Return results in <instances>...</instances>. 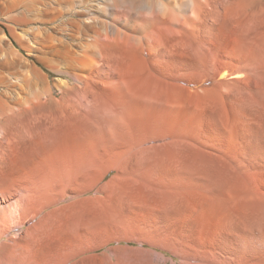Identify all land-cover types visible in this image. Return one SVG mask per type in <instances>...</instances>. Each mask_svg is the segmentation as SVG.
Returning <instances> with one entry per match:
<instances>
[{
  "label": "bare ground",
  "instance_id": "6f19581e",
  "mask_svg": "<svg viewBox=\"0 0 264 264\" xmlns=\"http://www.w3.org/2000/svg\"><path fill=\"white\" fill-rule=\"evenodd\" d=\"M225 59L226 67L259 60L263 69L264 0H0V184L57 147V139L43 142L48 118L56 128L91 120L69 107L76 87L87 96L92 89L146 94L140 102L164 108L149 119L166 122L176 103L208 104L195 83L185 85V71L199 72L201 82ZM43 68L78 84L52 81Z\"/></svg>",
  "mask_w": 264,
  "mask_h": 264
},
{
  "label": "rangeland",
  "instance_id": "374dc122",
  "mask_svg": "<svg viewBox=\"0 0 264 264\" xmlns=\"http://www.w3.org/2000/svg\"><path fill=\"white\" fill-rule=\"evenodd\" d=\"M226 63L225 59L211 79L206 75L201 82L199 72L191 75L185 71L190 77L184 79L185 85L190 80L195 83L197 96L208 104L194 107L185 101L176 103L169 110L167 123L150 120L157 113L162 115L164 108L154 109L140 102L138 98L143 95L145 98L146 94L128 90L127 84L122 92L92 89V94L87 96L81 87H76V92L69 95L74 117L81 114L92 117L76 119L77 122L72 119L73 133L79 140L73 150L79 155L94 152L99 141L100 148L102 144L119 148L120 143V148L126 151L133 141L139 149L157 147L164 155L172 151L193 152L200 146L209 156L221 159L222 163L209 164L206 173L159 175L160 181L175 182L172 187L183 188L192 202L191 213H185V222L177 221V233L183 235L175 239L171 264H264V67L259 70V60L239 61L237 66L227 64L228 68ZM44 71L52 81L64 78L78 84L46 68ZM215 82L219 86H213ZM181 94L175 92L174 96L182 98ZM57 97L61 98L59 94ZM181 115L185 117L179 120ZM49 122L52 121L48 118ZM47 123L43 128L45 145L50 143L47 139H52V135L59 133L53 139L60 138L66 131L54 127L53 122ZM16 125L23 131L28 129L22 121ZM22 159V165L29 162ZM17 187L14 181L0 184V240L14 232L15 227L28 223L18 214L21 207L15 203L20 201L13 194ZM122 255L133 261L128 264H156L151 254L126 251Z\"/></svg>",
  "mask_w": 264,
  "mask_h": 264
},
{
  "label": "crops",
  "instance_id": "0c3cea01",
  "mask_svg": "<svg viewBox=\"0 0 264 264\" xmlns=\"http://www.w3.org/2000/svg\"><path fill=\"white\" fill-rule=\"evenodd\" d=\"M65 125L59 129L70 127ZM70 128L71 135L56 138V149L38 167L15 173V204L28 223L0 240V264H128L133 261L122 255L126 251L151 254L156 264L174 262L175 239L183 235L177 221L185 222L192 202L183 188L159 175L206 173L221 159L200 146L164 155L133 141L127 151L120 143L100 148L99 141L94 152L79 155Z\"/></svg>",
  "mask_w": 264,
  "mask_h": 264
}]
</instances>
